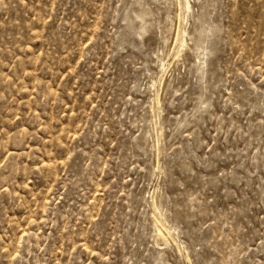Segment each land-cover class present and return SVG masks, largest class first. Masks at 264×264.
Listing matches in <instances>:
<instances>
[{
    "label": "rangeland",
    "instance_id": "374dc122",
    "mask_svg": "<svg viewBox=\"0 0 264 264\" xmlns=\"http://www.w3.org/2000/svg\"><path fill=\"white\" fill-rule=\"evenodd\" d=\"M0 264H264V0H0Z\"/></svg>",
    "mask_w": 264,
    "mask_h": 264
}]
</instances>
